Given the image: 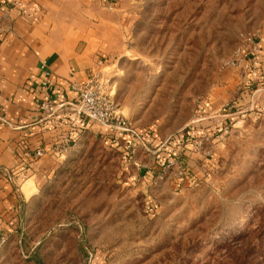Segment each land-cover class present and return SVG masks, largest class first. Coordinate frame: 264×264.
Listing matches in <instances>:
<instances>
[{
	"label": "rangeland",
	"instance_id": "obj_1",
	"mask_svg": "<svg viewBox=\"0 0 264 264\" xmlns=\"http://www.w3.org/2000/svg\"><path fill=\"white\" fill-rule=\"evenodd\" d=\"M121 3L134 24L114 66V96L146 147L80 137L56 157L42 193L0 230V264H256L264 251V0ZM189 126L211 136L206 151L181 149ZM172 156L185 160L182 174L157 167Z\"/></svg>",
	"mask_w": 264,
	"mask_h": 264
},
{
	"label": "crops",
	"instance_id": "obj_2",
	"mask_svg": "<svg viewBox=\"0 0 264 264\" xmlns=\"http://www.w3.org/2000/svg\"><path fill=\"white\" fill-rule=\"evenodd\" d=\"M126 10L121 0H0V117L6 120L0 119V168L13 173L12 180L0 177V230H9L10 219L42 193L56 171V157L64 159L85 133L107 142L113 135L115 144L127 139L134 149L146 147L126 133L119 137L81 120L73 124L67 110L47 117L39 109L44 98L73 100L70 83L96 74L108 82L116 109L130 113L114 96L118 91L114 77L119 73L114 66L126 52L127 30L134 24ZM43 67L56 83L53 95L38 86ZM37 149L44 151L42 156H24Z\"/></svg>",
	"mask_w": 264,
	"mask_h": 264
},
{
	"label": "built area",
	"instance_id": "obj_3",
	"mask_svg": "<svg viewBox=\"0 0 264 264\" xmlns=\"http://www.w3.org/2000/svg\"><path fill=\"white\" fill-rule=\"evenodd\" d=\"M256 52L253 51L254 54ZM107 84L108 82H104L103 79L96 74L91 75L83 82L73 81L69 86L70 90L74 93L73 100L56 102L53 98H44L39 103V109L47 117L53 116L56 111L60 109H64L70 112L73 124L75 121L81 120L84 123L95 124L99 127L105 128L115 133L119 137L121 134L126 133L129 135L132 141L142 143L144 134L116 109L111 94L106 87ZM38 86L42 89V91L45 90L51 95L54 94L57 87L49 69L43 67V72ZM0 119L2 121H6L3 117H0ZM179 137L181 138L180 134ZM210 137L211 136L208 133H201V135H197L193 130L185 139L187 141L186 143L188 144H185V146H183L181 149L183 150L184 147H186L187 149H191L193 153L204 152L206 151V144L210 142ZM125 147H130L132 150L134 149L131 147L129 142L125 145ZM43 153L44 151L42 149H37L35 150L34 154H30V152H24V156L40 157L43 155ZM165 166H176L178 169H180V173H183L182 169L184 167H182V162L178 160L177 156H172L164 160L161 164L160 171ZM0 177H5L9 180H12V170L8 168H0ZM5 241L6 235L0 232V245Z\"/></svg>",
	"mask_w": 264,
	"mask_h": 264
},
{
	"label": "trees",
	"instance_id": "obj_4",
	"mask_svg": "<svg viewBox=\"0 0 264 264\" xmlns=\"http://www.w3.org/2000/svg\"><path fill=\"white\" fill-rule=\"evenodd\" d=\"M262 63V62H261ZM255 64V63H254ZM257 67H260V63H257V65H256ZM258 78L260 77L259 75H256ZM233 103V102H232ZM231 106H232V104H231ZM231 106H230V108H231ZM229 108V109H230ZM194 130V128L193 127H191V126H189V127H187V128H185L184 130H182L181 132H180V135H181V141H183V140H185L187 137H188V135H189V133L191 132V131H193ZM195 131V130H194ZM163 162V161H162ZM160 165V164H159ZM261 256H262V258H261V260L259 261V260H257V263L256 264H264V251L263 252H261ZM238 264V263H237ZM241 264V263H240Z\"/></svg>",
	"mask_w": 264,
	"mask_h": 264
}]
</instances>
